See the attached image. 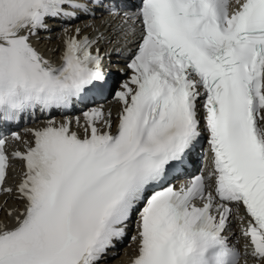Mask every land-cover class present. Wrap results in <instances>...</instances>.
Instances as JSON below:
<instances>
[{"label": "snow or ice", "instance_id": "6c2138e0", "mask_svg": "<svg viewBox=\"0 0 264 264\" xmlns=\"http://www.w3.org/2000/svg\"><path fill=\"white\" fill-rule=\"evenodd\" d=\"M97 15L135 38L115 131L103 105L67 116L110 89L100 44L114 41L76 23ZM50 21L57 59L34 44ZM37 112L34 146L9 154L7 129ZM204 133L211 167L176 188ZM14 193L0 264H102L130 225L132 264H264V0H0V196Z\"/></svg>", "mask_w": 264, "mask_h": 264}, {"label": "bare ground", "instance_id": "6f19581e", "mask_svg": "<svg viewBox=\"0 0 264 264\" xmlns=\"http://www.w3.org/2000/svg\"><path fill=\"white\" fill-rule=\"evenodd\" d=\"M15 203H16V201H14L13 203L12 202H8L7 203V207L8 208H14L13 206H14ZM4 205L5 204H2V209L0 210V220H2V221L7 219L5 208H3ZM125 258H126V256L120 255V256L116 257V259L113 261L112 264H118L120 262H123L125 260Z\"/></svg>", "mask_w": 264, "mask_h": 264}]
</instances>
